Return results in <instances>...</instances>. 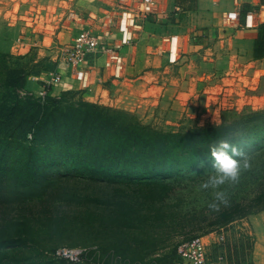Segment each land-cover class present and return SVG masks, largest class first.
Wrapping results in <instances>:
<instances>
[{"label": "rangeland", "instance_id": "374dc122", "mask_svg": "<svg viewBox=\"0 0 264 264\" xmlns=\"http://www.w3.org/2000/svg\"><path fill=\"white\" fill-rule=\"evenodd\" d=\"M81 1L0 0V51L9 56L12 67H21L28 74L23 90L28 95L34 97L40 83L34 76L43 78L56 66L54 48L69 44L78 32L79 26L67 19L66 13L75 5L81 8ZM159 25L170 32L178 29L174 21L169 28L168 23ZM203 68L199 86L187 104L176 109L169 102L163 108L89 103L128 111L145 125L173 133L231 123L264 111V63L240 71ZM61 87L51 89L42 105H49L50 99L66 106L85 101L75 85ZM249 129L251 126L239 131L240 140L230 148L242 153L256 144L264 147L261 135H250L244 141ZM262 163L264 157L253 160L237 184L222 186L229 204L219 210L209 209L211 189L200 186L213 171V159L200 161L168 179L171 188L160 198L156 194L142 196L132 183L124 187L74 177L58 182L55 192L37 199L0 201V235L21 237L23 245L14 251L30 264L36 263L37 256L42 257L38 264H72L53 255L60 247L84 248L86 260L78 264H173L178 244L195 236H203L211 258L222 255L223 264H264V210L250 207L258 188L255 167ZM65 190L79 198H65ZM82 195L96 200H80ZM219 234L224 236L221 244L216 241Z\"/></svg>", "mask_w": 264, "mask_h": 264}, {"label": "trees", "instance_id": "16d2710c", "mask_svg": "<svg viewBox=\"0 0 264 264\" xmlns=\"http://www.w3.org/2000/svg\"><path fill=\"white\" fill-rule=\"evenodd\" d=\"M174 3L180 11H192L197 0ZM262 58L264 23L257 27L253 48V59ZM8 59L0 51V201L37 199L55 192L58 182L74 177L124 187L132 183L142 196L156 194L160 198L171 188L168 179L200 161L211 160L214 147L239 141L238 132L246 127L251 129L244 141L250 135H261L264 141V111L231 123L173 133L145 125L128 111L82 100L66 106L50 99L49 105H42L49 96L41 102L25 93L28 74L21 67H12ZM242 154L237 158L259 160L264 157V147L256 144ZM255 168L258 188L250 207L260 211L264 210V163ZM63 192L65 198H79L76 193ZM80 200L96 199L82 195ZM23 241L21 237L0 235V264H30L15 253ZM41 259L37 256L35 262Z\"/></svg>", "mask_w": 264, "mask_h": 264}, {"label": "crops", "instance_id": "0c3cea01", "mask_svg": "<svg viewBox=\"0 0 264 264\" xmlns=\"http://www.w3.org/2000/svg\"><path fill=\"white\" fill-rule=\"evenodd\" d=\"M213 1L197 0L194 10L180 11L174 0H169L162 14L148 17L134 46L123 49V78L111 81L104 74L103 82L95 83L91 90L83 92V100L104 105L114 103L115 107L132 104L134 108L149 104L163 108L169 102L176 109L179 104H187L199 86L204 76L199 74L203 67L216 66L225 71L238 68L240 71L264 63V58L253 59L257 27L264 23V0H240L241 24L244 17L250 15L254 27L234 32L225 29L221 19L223 11L233 9L232 0H218L217 4ZM81 3V8L78 5L74 8L86 16L100 14L101 4L97 0H82ZM172 21L178 24L175 31L170 32L159 25V22L168 23L169 28ZM170 38L178 41L179 57L175 65L167 63V40ZM41 78L34 76V81ZM72 85L79 89L78 84L66 76L60 86L63 90ZM39 87L38 83L34 93Z\"/></svg>", "mask_w": 264, "mask_h": 264}, {"label": "built area", "instance_id": "2783aa9c", "mask_svg": "<svg viewBox=\"0 0 264 264\" xmlns=\"http://www.w3.org/2000/svg\"><path fill=\"white\" fill-rule=\"evenodd\" d=\"M97 1L101 4L98 15L86 16L75 8L68 9L66 18L79 26L78 32L69 44L59 45L52 51L56 66L43 78L37 79L40 87L34 97L39 101L44 102L50 90L59 87L66 76L75 81L82 92L91 90L95 83L103 82L104 74L111 81H120L125 70L123 49L136 42L148 17L162 14L169 0ZM212 3L217 4L218 0ZM232 5V10L221 14L224 28L234 32L254 27L253 16L250 15L241 24L240 0H232ZM176 10L178 11L177 7ZM167 41V63L175 65L179 57L178 41L175 38ZM216 241L221 244L224 241L223 234H219ZM86 253L82 247H60L55 250L54 256L78 264L86 260ZM175 256L173 264H223L222 255L211 258L203 236L179 243Z\"/></svg>", "mask_w": 264, "mask_h": 264}, {"label": "clouds", "instance_id": "9594fccd", "mask_svg": "<svg viewBox=\"0 0 264 264\" xmlns=\"http://www.w3.org/2000/svg\"><path fill=\"white\" fill-rule=\"evenodd\" d=\"M238 155L243 156L235 148H230L227 142H221L218 147L211 150L213 171L206 175V179L200 185L203 189H211L213 199L208 205L209 209L219 210L221 205L227 206L229 197L222 186L237 184L242 172L251 167L246 157L238 159Z\"/></svg>", "mask_w": 264, "mask_h": 264}, {"label": "bare ground", "instance_id": "6f19581e", "mask_svg": "<svg viewBox=\"0 0 264 264\" xmlns=\"http://www.w3.org/2000/svg\"><path fill=\"white\" fill-rule=\"evenodd\" d=\"M245 18V17H244ZM218 42V41H217Z\"/></svg>", "mask_w": 264, "mask_h": 264}]
</instances>
